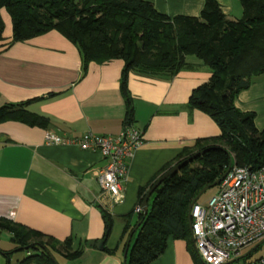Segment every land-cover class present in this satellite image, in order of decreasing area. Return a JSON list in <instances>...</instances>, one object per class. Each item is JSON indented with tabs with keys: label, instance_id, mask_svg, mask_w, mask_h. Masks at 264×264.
I'll return each instance as SVG.
<instances>
[{
	"label": "crops",
	"instance_id": "1",
	"mask_svg": "<svg viewBox=\"0 0 264 264\" xmlns=\"http://www.w3.org/2000/svg\"><path fill=\"white\" fill-rule=\"evenodd\" d=\"M143 1L171 18L198 17L204 5V0ZM215 1L227 19L242 17L240 0ZM2 15L0 107L30 102L25 110L47 119L49 124L39 128L17 121L0 123V219L60 243L71 239V250H81V256L68 261L57 254L62 264H124L131 233L123 239L122 234L126 222L133 226L137 219L134 209L139 206V189L173 163L183 149L220 135L207 115L187 107L192 90L206 83L210 72L201 61L189 56L186 68L172 79L129 75L133 127L142 132L143 144L130 161L128 180L121 186L123 199L113 204L96 180L106 160L75 145L47 144L45 134L61 139L86 133L118 137L124 131L125 117L120 93L123 62H91L81 77L76 47L58 32L9 46L12 24L9 16ZM49 94L53 96L47 97ZM235 107L254 114V127L259 132L264 130V74L238 95ZM103 213L113 221L105 242L101 241ZM10 240L9 233L0 231V251L13 250ZM100 242L108 252L96 248ZM3 258L0 253V264H5ZM150 264L196 263L185 241L169 238L164 252Z\"/></svg>",
	"mask_w": 264,
	"mask_h": 264
},
{
	"label": "trees",
	"instance_id": "2",
	"mask_svg": "<svg viewBox=\"0 0 264 264\" xmlns=\"http://www.w3.org/2000/svg\"><path fill=\"white\" fill-rule=\"evenodd\" d=\"M240 4L242 17L230 20L215 0H204L198 17L172 18L159 14L143 0H0V10L5 9L12 24L9 46L56 31L76 47L81 77L91 62H123L120 93L125 105L124 130L134 122L133 98L128 90L130 74L172 79L186 68L189 56L201 61L210 72L208 81L192 90L187 107L207 115L220 135L183 149L173 163L165 165L146 187L139 189L140 206L147 190L163 173L205 150L161 182L148 199L146 215L137 214L133 226L126 222L122 239L136 230L124 264L152 263L164 252L169 238L185 241L194 262L204 264L190 233L193 200L227 169L236 166L256 170L264 165V130L259 132L254 127V114L235 107L238 95L264 74V0H240ZM3 31L0 17V41ZM28 104L0 107V123L17 121L46 128L49 121L26 111ZM102 219L101 241L105 242L113 221L107 213ZM0 231L9 233L15 246L11 251H0L5 264H12L11 255L22 252L25 256L14 264H58L55 254L68 261L81 256V250H71V239L60 243L4 219H0Z\"/></svg>",
	"mask_w": 264,
	"mask_h": 264
},
{
	"label": "built area",
	"instance_id": "3",
	"mask_svg": "<svg viewBox=\"0 0 264 264\" xmlns=\"http://www.w3.org/2000/svg\"><path fill=\"white\" fill-rule=\"evenodd\" d=\"M45 141L97 152L106 160L97 175L98 186L113 204L121 203V186L128 180L130 161L143 144L140 130L131 126L118 137L86 133L75 139L46 133ZM140 212V206L134 209V213ZM190 218L194 248L204 264H264L263 255L248 256L264 243V165L256 170L236 166L229 169L207 201L192 205ZM244 250L250 251L243 254Z\"/></svg>",
	"mask_w": 264,
	"mask_h": 264
},
{
	"label": "water",
	"instance_id": "4",
	"mask_svg": "<svg viewBox=\"0 0 264 264\" xmlns=\"http://www.w3.org/2000/svg\"><path fill=\"white\" fill-rule=\"evenodd\" d=\"M205 152V150L203 151H200V152H196L194 153L193 155L187 157L186 159H184L183 161H181L180 163H177L175 165H173L169 170H167L165 173H163L152 185V187H150L147 192H146V195L140 205V209L143 213V215H146L147 213V210H148V199L149 197L151 196V194L154 192V190L161 184V182L166 179L168 176L172 175V174H175L176 172H178V170L185 164H188L190 161L194 160L196 157L202 155L203 153ZM229 171V169L226 170V172L219 178L217 179L214 183L206 186L205 188H203L199 193L198 195L195 197V199L193 200L191 206H190V211H191V208H192V205L195 204L199 199L200 197L208 190L210 189H213L215 187H217L220 182L223 180V178L225 177L226 173ZM190 223H191V218H190V212H189V226H190ZM191 227V226H190ZM136 230V228H134L127 240V245H126V248H125V252H124V258L126 257V253H127V250H128V246H129V242H130V239H131V236L133 234V232ZM262 244V243H260ZM259 244V245H260ZM259 245L255 246L254 248L251 249V251L249 253H251L252 251H254ZM96 248L98 250H102L103 249V243L100 242Z\"/></svg>",
	"mask_w": 264,
	"mask_h": 264
},
{
	"label": "rangeland",
	"instance_id": "5",
	"mask_svg": "<svg viewBox=\"0 0 264 264\" xmlns=\"http://www.w3.org/2000/svg\"><path fill=\"white\" fill-rule=\"evenodd\" d=\"M2 12L5 14V15H7V16H9L8 14H7V12L5 11V9H2V10H0V17H1V19H3L4 17H3V15H2ZM11 20V19H10ZM3 21V20H2ZM4 23V22H3ZM216 188V187H215ZM215 188H213V189H210V190H208V191H206L201 197H200V199L198 200V202L199 203H203V202H205V201H207L208 200V198L213 194V191H215L216 189ZM10 248H12V249H14V246H11ZM251 250V249H250ZM250 250H244L243 252V254H247ZM264 256V243H262V245H260V247L258 248V249H256L253 253H252V257H254V258H257V257H259V256ZM25 256V253L24 252H22V253H15L14 255H11V263L12 264H14V263H16L17 261H19V260H21L23 257ZM55 256V259H56V262L58 263V264H62L63 263V260L59 257V256H57V254H55L54 255ZM3 261L5 262V259L3 258Z\"/></svg>",
	"mask_w": 264,
	"mask_h": 264
}]
</instances>
